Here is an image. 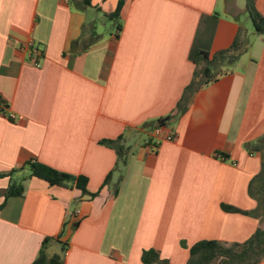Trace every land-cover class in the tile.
I'll use <instances>...</instances> for the list:
<instances>
[{"label":"crops","instance_id":"crops-1","mask_svg":"<svg viewBox=\"0 0 264 264\" xmlns=\"http://www.w3.org/2000/svg\"><path fill=\"white\" fill-rule=\"evenodd\" d=\"M119 1L0 0V264H32L46 239L47 254L66 245L64 264H143L151 249L187 264L198 242L243 244L264 226L249 214L264 184V47L245 43L207 85L191 60L245 40L246 0H125L122 30L107 33ZM93 24L100 41L71 53ZM185 95L166 122L174 139L156 146ZM29 162L86 177L89 194L31 178L6 199L8 174Z\"/></svg>","mask_w":264,"mask_h":264},{"label":"trees","instance_id":"trees-1","mask_svg":"<svg viewBox=\"0 0 264 264\" xmlns=\"http://www.w3.org/2000/svg\"><path fill=\"white\" fill-rule=\"evenodd\" d=\"M125 0H120L116 10L106 15L107 19L112 22H116L118 32L122 30V12L125 7ZM86 4H89V0H85ZM256 0H246V10L250 15L256 32L259 35L264 36V16L260 14L256 9ZM213 29L217 22V15L211 19ZM117 39L120 37L117 34ZM101 36L97 33V27L95 24L85 28L81 37L71 44V53H82L98 43ZM244 41V43H243ZM245 45V40L242 39V32L236 37L232 46L226 50L217 52L213 56H210L209 52L202 50H193L191 53V60L197 68V75H201V84L207 85L216 81L220 76L226 74L239 60L242 53V49ZM195 89V84L191 85L188 92H192ZM187 102V96L183 97L181 104L175 114L168 118L161 119L157 122L156 126H166V122L172 117L178 115L185 110V104ZM264 142V139L261 140ZM119 152V158L122 156ZM26 174L18 176V172H24ZM112 173L108 175L105 180L107 185L111 180ZM10 183L8 188L4 192L6 199L11 197H21L25 192L24 182L31 178H37L49 183L52 186H74L82 192L83 195H88L87 189L88 179L86 177H74L72 175L59 172L53 168H50L44 164L29 162L19 169L12 170L8 176ZM261 177L264 179V166L261 173ZM94 196V195H92ZM227 211L239 212L232 207H223ZM255 218H264V184L260 193L259 207L255 212L249 213ZM53 242L51 239H46L41 247L37 259L32 264H64L66 245H61L60 253L49 257L47 254V247ZM264 261V226L259 227L257 232L243 244H233L227 246L226 244L218 241H201L196 243L190 248V258L187 264H259ZM143 264H171L168 260L163 259L159 252L156 250H145L142 254Z\"/></svg>","mask_w":264,"mask_h":264},{"label":"rangeland","instance_id":"rangeland-1","mask_svg":"<svg viewBox=\"0 0 264 264\" xmlns=\"http://www.w3.org/2000/svg\"><path fill=\"white\" fill-rule=\"evenodd\" d=\"M237 20L239 21L241 26H243V28H245L244 39H245L246 45L250 46L251 51L252 50H254V51L261 50V48L264 47V36L259 35L256 32L253 21H252L250 15L248 14V12L246 11V12L238 15ZM101 21L105 25L108 26L107 27V33H108L111 30V28L113 27V25H112L113 23H111V21L109 19H104V18H102ZM103 33H105V32H103ZM58 253H60V249L56 245L54 248H51V246L49 247V250H48L49 255L52 256V255L58 254ZM215 264H218V263H215Z\"/></svg>","mask_w":264,"mask_h":264},{"label":"built area","instance_id":"built-area-1","mask_svg":"<svg viewBox=\"0 0 264 264\" xmlns=\"http://www.w3.org/2000/svg\"><path fill=\"white\" fill-rule=\"evenodd\" d=\"M23 50H27L29 53V56L33 59L34 65L39 68L40 62L39 59L42 57V51L39 49L38 46L34 45L33 43H29L28 45L23 47ZM3 105L0 104V112L3 113ZM9 117L11 119H15L14 114H10ZM175 135L171 130H167L165 126H159L153 131V138H154V144L156 146H159L164 141H172L174 139ZM220 159L225 160L223 156H219ZM76 213V215H78Z\"/></svg>","mask_w":264,"mask_h":264}]
</instances>
